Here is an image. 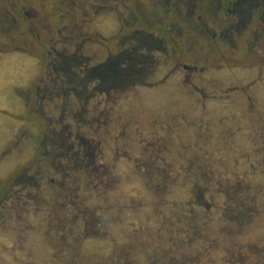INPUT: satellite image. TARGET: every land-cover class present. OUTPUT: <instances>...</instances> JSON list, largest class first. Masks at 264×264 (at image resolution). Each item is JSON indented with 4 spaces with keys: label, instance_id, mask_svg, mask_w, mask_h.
<instances>
[{
    "label": "rangeland",
    "instance_id": "obj_1",
    "mask_svg": "<svg viewBox=\"0 0 264 264\" xmlns=\"http://www.w3.org/2000/svg\"><path fill=\"white\" fill-rule=\"evenodd\" d=\"M175 8V3L168 5V0H65L63 9L75 15L67 21H49L51 34L43 30L40 39L42 61L33 65L24 55L0 56V195H8L6 207L0 209V264H50V250L57 244L59 229L52 219L72 214L76 205L67 206L76 196L86 207L98 208L97 215L104 222L101 237L73 243V236L67 235L69 244L82 246L84 257L108 258L112 249L122 250L127 244L133 246L132 258L139 259L147 247L150 252L157 245L166 250L181 247L182 253H192L218 244L229 249L240 242L249 244L243 251L248 258L234 257L237 253L228 250L222 258H215L212 249L205 253L203 264H264V258L254 256L264 249V214L254 215L255 219L240 230L247 237L237 235V225L222 220L216 211H210L212 222L203 232H197L196 240L192 233L184 238L177 234L176 226H170L176 221L175 215H180L182 221L188 218L174 207L186 197L185 183L207 189V202L212 203L213 196L220 207L227 201L219 192L231 189L234 183L221 176L214 138L222 134L219 138L224 142L229 133V141L231 133L246 126L245 117L264 119V102L245 109L247 103L242 98H236V105L245 110L227 113L225 100L232 86L240 89L233 95L250 94L259 88L264 97V77L259 70L239 68L245 66L247 56L243 53L248 51L247 45L238 41L241 51L236 52L232 42L225 40L221 54L227 57L214 58L210 44L202 42L206 36L190 32L202 26L187 17L189 8L181 13V20L164 16L167 9ZM258 22L256 18L248 30H254ZM45 24L48 22H43V29ZM20 27L9 17L0 16V38L11 40L7 46L29 45L17 36ZM144 35L156 45L154 49L141 45L156 68L145 83L107 95L99 91L97 78L85 82L86 70L127 49L138 48L136 38ZM49 51L54 57L58 53L60 58L75 56L78 60L73 66H63L54 83L39 81L45 76ZM183 63L196 70L187 73ZM25 74L31 76L34 86L25 84ZM236 75L239 77L233 79ZM107 102H112L108 111ZM83 139L95 145V163L101 164L113 182L96 188L98 203L89 189L85 170L68 160L74 152H82L78 146ZM185 158L194 160L193 169ZM145 163L168 168L169 172L164 177L150 174L142 167ZM163 180L167 182L165 187L158 188L155 183ZM256 184H241L245 191L240 196H251L253 192L246 190L255 191ZM261 184L264 195V182ZM16 194L24 195L25 207L15 203ZM159 200L166 204L156 210ZM13 205L16 209L11 208ZM177 228L185 231L189 227L179 224ZM173 238L180 242H171ZM101 239H111L115 245L103 246ZM185 242H191L190 246Z\"/></svg>",
    "mask_w": 264,
    "mask_h": 264
},
{
    "label": "flooded vegetation",
    "instance_id": "obj_2",
    "mask_svg": "<svg viewBox=\"0 0 264 264\" xmlns=\"http://www.w3.org/2000/svg\"><path fill=\"white\" fill-rule=\"evenodd\" d=\"M64 1L65 0H0V16L9 17L13 23L20 24V29L22 30L18 31L17 36L23 39L24 44H29L24 48L9 47L7 44L11 42V40H2V38H0V56L9 54L24 55L33 65L40 60L42 61L44 53L42 52L43 48L40 39L43 30L45 33L51 34V29L48 30L50 26L49 21H53L54 18L56 19V23L62 22V20L67 21L75 15L74 13L67 14V12L70 11L63 9ZM170 2L175 3L176 8L173 11L167 9L164 16L167 17V19H173V21L181 20L183 17L181 13H183L184 10L187 12L189 8L187 17L191 19V22L197 21L202 26L200 30H192L190 32L193 34L196 33L197 36L201 38L206 36V40L202 42L204 44H210L214 58L224 59L227 57L225 54H221L223 53L222 44L225 40H230L232 42V47L236 52H239V50L241 51V47L238 46V41H242L247 45L245 48H248V51L245 49L243 53L244 57L247 56V60L244 58L245 66L239 68L241 71L249 72L253 70L256 72V70H259L264 77V0H168V5ZM56 10L60 12L56 13ZM258 13H260V16L256 17ZM203 17H206V20L202 19ZM256 18L259 19V22L256 26H253L255 29L248 30L251 23H253ZM43 22H48V24L44 25V29ZM183 22L186 23V21ZM141 37L145 38V35ZM146 37L150 38V36ZM256 49L261 50L262 53H258ZM184 54L185 57H187L186 53ZM48 55H50L51 58L49 60L45 58V60H48L49 67L47 66L45 69V76L39 79V81L44 83L58 82L59 74L57 73L63 66L70 67L78 63L75 56L60 58L61 55L55 53L54 57L50 51ZM24 57L22 58L25 59ZM59 58L61 59L60 61ZM192 59L193 57H191V60ZM104 67L105 66L100 64L99 66H94L86 70L85 82L92 78L104 79ZM256 67L258 68L255 69ZM182 68L187 73H193L196 70L195 66H189L184 63L182 64ZM255 76H257V73H255ZM186 77H188V75H186ZM236 77L239 76L236 75L233 79ZM242 79L249 82L256 79V77L253 79ZM23 81L30 87L34 86V82L31 81V76H28V74L23 75ZM99 87H102L101 83ZM239 90V88L233 86L230 88L229 93H231V95H227L228 99L225 100L229 106V111L227 113L236 110L250 109L254 104L258 105L264 102V97H262L263 92L259 88H254L250 94L233 95ZM236 98H242L247 103V107L245 109L238 108L236 105ZM245 119L246 126L238 128L235 133H231V139H229V141L227 139L229 133L224 142L219 138L222 134L218 136V139L214 138L217 145L215 153L216 163H218V166H221V176H226L227 179L230 181L232 180L234 183L231 189L229 188V190L225 192H219L226 196L227 201L224 202L221 207L213 200L216 196L211 197L212 203L207 202V189H204L203 186L197 183L194 184V187L192 185L188 187L187 183H185L184 193L186 197L184 198L181 209L185 214H189L192 211L196 212L197 219L200 224L204 223L205 229L212 222L208 217L210 211H216V214H219L222 220L237 225V229H239L237 235L239 234L243 237H247L245 236L247 234L240 233V230L255 219L254 215L258 216L264 214V202L263 204L261 203V200H264V195L262 193L263 186L261 184L264 182V119L254 115L252 117H245ZM184 161L189 165V168H194L191 163L194 160H187L185 158ZM184 173L186 174V170ZM42 180L46 182L45 178ZM245 182L248 184L258 183L255 185V191L246 190L249 193L253 192V194L248 197L240 196L245 191L244 188L241 189V184ZM52 183H54V181H52ZM206 183L204 182V185ZM248 188H250V185ZM192 190L195 191L193 192ZM187 196H191L193 200L188 201ZM217 203H219L218 198ZM193 204L195 206L191 207ZM203 214H206L205 217ZM228 215L238 218H236V221H231L226 219L225 216ZM247 215H249L248 220L246 223H243V217ZM252 244L256 246L260 243ZM218 246L221 248H218ZM248 246L249 244L236 242L228 249L227 246L218 244L214 248H210V251L212 249L215 250V258H222L223 253L225 254L227 250L234 254L237 253L235 255L233 254L234 257L238 255L242 257L243 251L246 250ZM202 250L203 249H199L197 252L201 254ZM262 250V254L254 256L264 258L263 247ZM258 253H260V251H258ZM243 257L248 258V255L245 254Z\"/></svg>",
    "mask_w": 264,
    "mask_h": 264
},
{
    "label": "trees",
    "instance_id": "obj_3",
    "mask_svg": "<svg viewBox=\"0 0 264 264\" xmlns=\"http://www.w3.org/2000/svg\"><path fill=\"white\" fill-rule=\"evenodd\" d=\"M140 43L139 47L137 48L132 47L129 50L123 51L121 54H116L110 57L105 63L101 64L105 66V72H104V79L97 78L99 81V84H102V87H99V91L103 92L104 94H112V93H118L121 90L130 89L133 85L136 84H142L145 83L152 74L155 73L156 68H154V64L152 63V58L148 54V52H144L142 46L143 45H149L150 49H154L156 45L153 41L150 40L148 37H137L136 38ZM142 45V46H141ZM100 65V64H99ZM97 65V66H99ZM158 67V66H157ZM106 110L108 111L109 107H112V102H107L106 104ZM79 150H82V152L77 151L73 153L68 160L70 163H73L76 166H80L85 171L86 177L89 179V189L93 193L94 198L96 199V203H98V193H96V188L100 186H109L112 185L113 182L111 181V178H108L106 175V172L101 167V164L95 163L97 161V152L96 147L91 141L86 144L85 140H82V143L79 144ZM85 167V168H84ZM144 170L150 174H160V177L166 176V174L169 172L168 168H161L157 164H148L145 163L143 166ZM165 183H167L165 180L159 181L155 183V185L158 188H164ZM55 185V183H53ZM66 186V184L64 185ZM194 187V183L192 184ZM62 187V186H61ZM182 187V185H181ZM183 188V187H182ZM66 188H64L65 190ZM193 189V188H192ZM64 192H68V189H66ZM71 192L66 194V199H69V195ZM7 192H4L3 195H0V209L6 207V201L8 200V195H6ZM25 197L20 196V194H16L14 197V200H16L15 203H18L20 207H25ZM188 201L193 200L191 196H188ZM90 197L88 201H90ZM70 205L67 207H73L76 205L75 211L72 212V214H62L58 216L57 218L52 219L55 223H57L59 229L58 231V238H57V244L53 246L51 251V262L50 264H203L202 258L205 255V253H211L209 248H206L202 250L201 254L200 252H192V253H182V248L177 247V250H174V247L171 249H162L160 245H157L156 248L152 249L149 252L148 247H144L145 252L142 255L143 257L137 259L132 258L131 256L133 254V249L130 244L124 245L122 250H114L112 249L109 252L108 258H87L84 257L81 253V245H75V244H69L67 242V235L70 234L73 237V243H77L82 240L95 238L97 236H102L103 233V226L104 222L101 219V216L97 215L98 208L96 207H86L83 200H79L76 197L70 198ZM78 201V202H77ZM6 203V204H5ZM76 203V204H75ZM89 203V202H88ZM69 204V202L66 203V205ZM156 210L157 208L161 207L160 205H164L166 203L161 202L159 200L155 203ZM64 206L65 204L62 203L60 206ZM168 205V204H167ZM62 206V207H63ZM91 206V204H90ZM183 204H179L177 206H174L178 209H182ZM195 206L194 204L191 206ZM12 209H16V206L13 205L11 207ZM140 211V210H139ZM182 213H184L182 211ZM187 215V220H180V215H175V220L173 223H171V227L173 228L176 226L175 231L177 234H181L182 237L185 238V235L191 234L193 235L194 239L196 240L197 232H203L205 229V225L200 224L199 220L197 219V213L192 211ZM204 217L206 214H203ZM179 217V220L178 218ZM226 219L231 221H236V218L232 215L225 216ZM249 215L243 217V223H246L248 220ZM172 219V218H171ZM198 221V222H197ZM163 222V220H162ZM164 222L168 221L164 220ZM194 222L195 226H191V223ZM206 222V221H205ZM81 223L82 226L79 225ZM47 224L49 223V220H47ZM181 224L182 226L187 225L189 227L185 231L179 230L177 226ZM65 226H70L68 230H65ZM80 228V229H79ZM103 238V237H102ZM203 238H201L202 240ZM184 241V240H183ZM193 240H191L192 242ZM171 242L179 243L180 240L173 238ZM191 242L186 243L187 246H190ZM214 243V242H213ZM213 243L211 246H213ZM101 244L105 245H115L113 241L107 240V239H101ZM100 250V253L103 254V248ZM179 246V245H177ZM210 246V247H211ZM173 250L175 252H173ZM148 251V252H147ZM105 252V250H104ZM125 255V257H124ZM192 258V259H189ZM212 263V261H211ZM214 263V261H213ZM49 264V263H47Z\"/></svg>",
    "mask_w": 264,
    "mask_h": 264
}]
</instances>
